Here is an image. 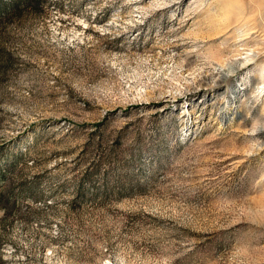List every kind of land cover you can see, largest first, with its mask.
I'll return each mask as SVG.
<instances>
[{"label":"rangeland","instance_id":"1","mask_svg":"<svg viewBox=\"0 0 264 264\" xmlns=\"http://www.w3.org/2000/svg\"><path fill=\"white\" fill-rule=\"evenodd\" d=\"M0 264H264V0L0 9Z\"/></svg>","mask_w":264,"mask_h":264},{"label":"trees","instance_id":"2","mask_svg":"<svg viewBox=\"0 0 264 264\" xmlns=\"http://www.w3.org/2000/svg\"><path fill=\"white\" fill-rule=\"evenodd\" d=\"M36 0H9L1 5L2 13H8L11 11H15L18 7L22 4H31L34 3Z\"/></svg>","mask_w":264,"mask_h":264}]
</instances>
